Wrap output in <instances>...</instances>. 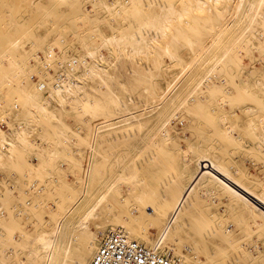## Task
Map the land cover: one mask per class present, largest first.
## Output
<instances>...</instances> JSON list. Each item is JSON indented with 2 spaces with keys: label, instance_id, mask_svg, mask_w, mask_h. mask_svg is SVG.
Masks as SVG:
<instances>
[{
  "label": "rangeland",
  "instance_id": "rangeland-1",
  "mask_svg": "<svg viewBox=\"0 0 264 264\" xmlns=\"http://www.w3.org/2000/svg\"><path fill=\"white\" fill-rule=\"evenodd\" d=\"M48 51L57 69L79 61L62 88L52 87L44 66ZM0 128V142L9 144L0 150V264L26 263L28 244L19 255L11 245L64 213L82 189L91 201L105 177L140 166L134 180V172L122 174L124 199H107L113 212L105 230L91 224L98 243L117 219L134 221L144 203L149 245L165 231L176 246L161 253L178 264L182 255L206 264L210 253L213 264L226 257L264 264L253 252L264 247V224L241 211L250 202L264 212L261 0H0ZM117 133L126 137L114 140ZM169 180L175 194L141 199ZM131 181L137 191L128 193ZM66 194L70 202H58ZM6 218L15 226L7 229Z\"/></svg>",
  "mask_w": 264,
  "mask_h": 264
},
{
  "label": "bare ground",
  "instance_id": "bare-ground-1",
  "mask_svg": "<svg viewBox=\"0 0 264 264\" xmlns=\"http://www.w3.org/2000/svg\"><path fill=\"white\" fill-rule=\"evenodd\" d=\"M261 2H264V0H261ZM254 15H256V14H254ZM12 44H13V47L19 46L18 45L19 42H17V41H14ZM4 56H8V55L4 54ZM42 58L45 61L44 66L47 69V72L55 77L53 85H52V87L55 89H57V88L59 89V88L64 87L66 80H67L66 69L73 70L79 65L78 60L72 59V60L68 61L66 65H64V69H63V64L61 62H58V67H60V69L55 68L54 51L53 52L48 51L47 53L42 55ZM83 63H85V61H83ZM31 80L34 82L37 90L46 91L48 89V84L45 81L41 80L36 74L31 75ZM70 83L72 84V86L76 85V83L73 81H71ZM69 91H71V89L68 90V92ZM29 98L31 100H36V99L38 100V94H30ZM170 119H167L166 122L168 123V121ZM136 129L137 128L131 129V131L129 133V137H136L137 136ZM163 129L164 130L166 129V123L162 125V130ZM0 131L4 132L1 128H0ZM125 137H126L125 134L117 133L114 137V140L122 141L121 139H123ZM3 140L0 142V150L4 151V149H8L9 144L7 141H5V139H3ZM154 152H156V151H154ZM2 153L3 152L0 151V155ZM155 159H156V154L153 153V154L149 155L148 158H146V163H150V162L154 161ZM143 169H145V166L144 167H142V166L135 167L132 170L130 168H123L122 174L127 173V171H132V172H134V174H132V175L130 174V175H131V178L134 180V178L138 177V174H139L138 172L139 171L142 172ZM122 174H120L119 177L117 176L118 178L105 177L104 180L102 179L103 180V181L101 180L102 186H103L102 192L95 199H93L91 201H87L85 199L86 190L82 189V192H81L82 194H80L79 196H77L73 199L72 203L67 207V209L64 213H59V214H57L58 216H54L52 214L49 224H46V226L44 228L42 227L41 230L36 229L35 232L30 235V237H27V234H24L22 232L20 234L21 235L20 238L17 239L16 242L14 243V245H11V246H13L12 248H13L14 252L19 255V253H20L19 246H22L23 243L28 244V245H23L25 248L24 249L25 250L24 259L26 260V263L22 260L17 259L18 263H16V264H91V262L95 256V253L97 252V250L99 249V247L102 243L103 238L112 231H122L131 240H135L138 243L143 244L144 246L153 249L156 254H158V255L165 254V253H161L162 252L161 249L164 246H168L172 242L171 237L168 238L167 233L165 231H163L162 233H159L156 241L152 244V246L149 245L148 242L151 240L148 237V234H150L149 230L146 229L142 225H143V223L147 222L148 227H149V225L151 226V224L148 222V218H149L148 216H149V212L151 211V207L150 208L148 206L146 207V204H144V203L143 204L138 203L139 205L137 204V206H136L137 212H136V216H135L136 218L134 219V221H132L131 219L126 220L124 218H123V220L117 219L116 224L113 225L108 230V233H106L102 237L101 242L98 243L97 234H95L94 232L91 231V224L93 222L97 226L99 232H103L105 230L107 225L105 224L104 221H106V219L110 218L109 217L110 216L109 211H111V208H112V207L110 208L111 205H109V203L107 201V199L109 197H111L113 195H117V196H119L120 200L124 199L122 197L124 190L122 187V183H121L122 180L121 179L123 178L125 181H127V180L123 177ZM79 180H80V177H79ZM101 181H100V183H101ZM90 183L92 184L94 182L91 181ZM90 183L89 182L86 183V181H85L84 184L86 186H88V185H91ZM171 183H173V181H171V180H169L168 183H166V182L164 183L162 181L156 182L154 184L153 188L147 189L143 193L144 195H143V198H141V199L144 202H146L147 200H150L149 194H154L157 192L160 193V191H162V192L165 191V193L161 194L163 197H166L167 194H168V196L175 194L176 189L173 188L175 186V184L171 185ZM65 184L66 183H64V185ZM130 184L131 185H129V182H126L128 193L133 192L137 189L136 183L134 181H131ZM52 190H53V188H52ZM178 192L180 195H183L187 192V190L184 187L183 188L181 187L178 189L177 193ZM131 194H134V193H131ZM48 196L49 195H47V197ZM69 196H70L69 194H66L65 197H63L62 199L59 198L58 202L61 203L63 200L66 202L67 201L70 202ZM7 198H8V194H7ZM7 198H6V200L8 201ZM134 199L136 200V197H134ZM55 201H57V200H55ZM7 203L9 204V202H6V205H7ZM36 205H37V203H36ZM56 206H58V205H56ZM98 206H100L101 211L105 213L104 216L100 215V212L97 210ZM59 207L60 206H58L56 208L58 209ZM9 210H8V213L11 212ZM63 210H65V209H63ZM241 211L246 216L249 215V217H251V219L254 220V222H252V223H255L254 225L264 224V212L258 213L255 210V207L250 202H244L243 208ZM60 212H62V207H61ZM111 212H113V209ZM145 213H148V215H146ZM11 214L9 216H11ZM6 216H8L7 213H6ZM242 216H243V214H242ZM11 218H13V217H11ZM242 218H244V216ZM251 219H248V217H247L246 221L247 220L250 221ZM6 220H8V218H6ZM243 220L244 219H242L241 221H243ZM8 221H7L8 223L6 222L7 224L6 223L4 224V225H6L7 229H8V225L10 227L12 225L15 226L16 222L13 223V221L12 220L10 221V219ZM248 221L245 222V220H244V224L245 223L248 224L249 223ZM9 223H11V224L13 223V224L10 225ZM244 224H242V225H244ZM16 225H18V224H16ZM14 226H12V227H14ZM244 226H246V225H244ZM6 227H4V228L6 229ZM9 229H11V228H9ZM213 229L216 230L217 228H213ZM9 232H11V231H9ZM11 235H13V234L11 233ZM10 240H12V237ZM11 242H10V244H11ZM4 246L8 247L9 245H4ZM170 246L173 247L176 245H169L168 247H170ZM228 247H227V249H228L227 252H226L227 249L226 250L223 249V251H224L223 253L224 254L226 253L225 256H227V253H229V251H230V248H228ZM253 252H254V254H256L255 258H258V259L264 261V247L260 248L259 245H254ZM210 254H211V256L208 258V262L210 264H213V262H210V261H213L212 257L214 256V253H213V256H212V253H210ZM175 255H178V254H175ZM189 258L182 255L181 260H180V264H204V263L200 262L199 260H197V262L194 263L191 260L192 258H190V259ZM227 258L228 257H226V259ZM242 258L243 257L241 256V259ZM250 258L252 259L253 257H250ZM226 259L223 261L224 264H232L233 263V261H231V259H229V258L227 260ZM172 261H175L174 258L172 259ZM208 262L206 264H209ZM11 264H13V263H11Z\"/></svg>",
  "mask_w": 264,
  "mask_h": 264
},
{
  "label": "built area",
  "instance_id": "built-area-1",
  "mask_svg": "<svg viewBox=\"0 0 264 264\" xmlns=\"http://www.w3.org/2000/svg\"><path fill=\"white\" fill-rule=\"evenodd\" d=\"M2 126L4 127L5 124H2ZM91 264L177 263L172 261L169 255H158L153 249L148 248L135 240H131L122 231H112L103 238Z\"/></svg>",
  "mask_w": 264,
  "mask_h": 264
}]
</instances>
